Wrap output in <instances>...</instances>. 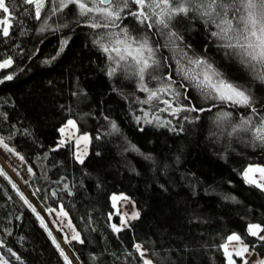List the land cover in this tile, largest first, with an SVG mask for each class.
<instances>
[{
    "label": "trees",
    "instance_id": "obj_1",
    "mask_svg": "<svg viewBox=\"0 0 264 264\" xmlns=\"http://www.w3.org/2000/svg\"><path fill=\"white\" fill-rule=\"evenodd\" d=\"M10 7L15 8L12 37L6 43L0 37V61L10 56L13 65L0 69V78L11 74L13 79L0 83V137L32 166L24 185L34 201L44 210L62 206L70 216L81 236L67 242L76 264H142L134 248L137 243L155 264L161 259L163 264H226L220 245L232 233L241 235L264 259V241L246 231L248 224L264 226V191L246 183L243 175L249 165H264V145L250 142L244 132L229 136L226 123L218 127L216 121L218 111L231 112V120L238 122L248 110L206 102L189 88L193 104L208 108L216 103L217 107L176 115L157 110L171 121L169 126L138 124L141 109L146 111L150 105L136 98L144 100L146 94L132 77L119 71L114 77L105 74L106 58L92 43V29L77 25L71 13L48 20V27L40 32L42 21L23 11L31 6L10 0ZM64 23L68 26L57 27ZM125 23L140 27L131 18ZM173 25L183 38L177 44L191 45L185 49L190 56L210 57L230 79L250 84L255 95L264 98V85L251 80L236 60L216 46L210 37L214 28L182 17ZM155 32L152 29L149 36L153 43L159 42L158 56L169 57L175 68L174 53L165 47L167 39ZM65 39L68 43L59 52ZM148 86L157 85L150 81ZM181 103L187 105L182 98ZM185 116L190 119L184 120ZM68 119L90 134L83 164L75 158L73 142L59 146V129ZM148 155L151 160L145 158ZM0 169L8 177L0 175V241L4 244L0 253L10 264H65L52 237L40 226L35 203L1 162ZM17 189L36 213L24 204ZM115 193L129 196L140 214L119 232L112 228L113 221L119 222L111 199ZM7 248L21 260L11 257Z\"/></svg>",
    "mask_w": 264,
    "mask_h": 264
},
{
    "label": "snow or ice",
    "instance_id": "obj_2",
    "mask_svg": "<svg viewBox=\"0 0 264 264\" xmlns=\"http://www.w3.org/2000/svg\"><path fill=\"white\" fill-rule=\"evenodd\" d=\"M19 3L21 6H31L24 8V13L35 20L42 21L40 32L48 27L47 21L53 17L63 19L64 16L74 13L77 25L82 24L93 30L92 43L106 58L105 74L114 77L119 71L132 77L137 82L138 90L146 94L144 100L136 98L138 103L150 106L154 102L162 103L165 107L158 111L170 112L172 115L181 111H211L212 108L217 107L216 103L211 104L208 108L193 104L188 90L194 88L206 102L215 101L248 110L247 115L241 116L238 122L231 120V112L218 111L216 114L217 126H220V122H225L227 135L238 136L240 132H244L250 135V142H259L260 145H264V98H258L250 84L243 85L230 79L215 66L210 57L206 55L190 56L185 49L190 48L191 45L181 48L177 44V41H182L183 38L174 31L173 25V21L177 17H182L199 19L204 25L211 26L214 30L210 31V37L214 38L218 48L224 50V55L236 60L251 80L264 85V0H19ZM14 10V7H10V0H0V16H3V19H0V37L4 38L3 42L5 43L12 37L10 21L13 18ZM129 18L140 27L130 28L129 24L125 23ZM60 26L67 27L68 24L64 23L57 27ZM152 29L156 30L154 34L167 39L165 47H169L174 53L171 59L175 62V68L169 63V57L158 56L159 42L153 43L149 36ZM20 35H25V32L21 31ZM67 43V39L62 41L59 52H63ZM44 63H50V61L46 60ZM12 65L13 59L10 56L0 61V69H7ZM166 68L169 69L167 72L164 71ZM12 79L13 75L6 74L0 78V83ZM150 81H155L157 86L150 88L148 86ZM163 95L170 96L171 99H163ZM181 98L187 101L186 106L181 103ZM141 111L143 115L136 117L138 124L155 122L160 127L171 124V121L161 123L160 118L155 115L148 118L149 112L143 109ZM183 119L189 120L190 118L185 116ZM191 119L195 120L199 117ZM111 128L118 131L115 122H111ZM69 130L78 131L75 120L68 119L59 132L61 134L67 132V140H71L75 132ZM140 130L143 131V128ZM170 130L175 131L176 129L171 128ZM181 130H183L182 127ZM210 134L217 135L216 132ZM89 140L90 137L87 134L78 137L76 139L77 147L81 142L86 144ZM66 142L65 139L60 140L59 146L63 147ZM0 146L9 152L15 151L5 143L2 137H0ZM131 147L138 151L134 145ZM17 155L19 154L17 153ZM86 155L87 151L85 150L82 154H75V158L80 164H83V157ZM145 158L152 159L150 155ZM20 159L23 160L24 157L20 156ZM28 171L31 172V169L29 168ZM256 173L259 174V180L254 176ZM0 175L8 178L3 169H0ZM243 175L246 183L264 191V167L250 165L244 170ZM12 187L16 189L14 183ZM17 193L24 204L36 213V208L18 189ZM111 199L113 207H115L119 200L127 201L129 198L123 195H113ZM49 211H54V209H49ZM36 214L40 226L52 237V243L59 251L65 264H72L60 244L52 236L44 219L39 213ZM60 215L67 216L63 208H61ZM139 216V212H133L130 216L126 213L127 219L122 217L121 224L126 227L129 219L135 220ZM112 228L116 232L122 230L115 224L112 225ZM246 231L249 235L264 241V235H261L264 233V227L260 224H248ZM72 239L79 240V233H74ZM226 241L220 247L227 257V264H237L233 255L241 258L242 264H249L245 256L251 253L242 236L232 233L226 237ZM80 242L83 243V241ZM230 245L232 251L229 250ZM3 247L4 244L0 241V248ZM134 248L139 254L142 264H154L152 259L146 258L147 249L142 244L137 243ZM7 252L16 260H21V257L11 248H7ZM129 254L131 255V253ZM153 255L159 256V253L153 252ZM93 259L96 258L93 257ZM0 264H10V261L0 254ZM159 264H163V259ZM252 264H264V259L254 260Z\"/></svg>",
    "mask_w": 264,
    "mask_h": 264
},
{
    "label": "rangeland",
    "instance_id": "obj_3",
    "mask_svg": "<svg viewBox=\"0 0 264 264\" xmlns=\"http://www.w3.org/2000/svg\"><path fill=\"white\" fill-rule=\"evenodd\" d=\"M0 19H3V16H0ZM10 23H11V21H10ZM162 98L163 99H171V97L167 96V95H163ZM223 105H228V104H223ZM173 106L175 107L176 105H173ZM164 107H165V105L162 104V103H157V105H152V106L148 107V109L146 110L147 112H149V117L148 118H152V116L155 115V116H158L160 118V122L161 123H163L165 121H169L167 118H164L162 115L157 114V113H160V112H157V110L161 109V108H164ZM72 120H74V119H72ZM65 124L62 127H64ZM151 124H156V123L153 122ZM76 125H77L78 131L77 130H69V131H74L75 132V135L72 137L71 140H67V135H68L67 132L65 134H61V139L60 140L65 139L67 141L65 144H67L69 142H73L74 145H75V154H82L85 150L87 151V154H88L90 140H91L90 134L89 133H82L80 131V129H79V126H78L77 122H76ZM167 126H169V125H167ZM84 134H87L90 137L89 142H87L86 144L84 142H81L79 144V147H77L76 139L78 137L84 135ZM9 147L13 148L10 145H9ZM13 149L15 150L14 152H9L6 149H4L2 146H0V162L9 171V173L16 179V181L19 183V185L25 191L26 187H25L24 184L30 178V176L32 175L33 168H32V166L29 163H27L25 161V158L23 160L20 159V156H23V155L19 151H17L15 148H13ZM17 153L19 155H17ZM86 156H84L83 159H85ZM251 166L264 167V165H260V164H252ZM29 168L31 169V172L28 171ZM254 176H255V178L257 180H259V174L258 173L254 174ZM27 194L30 197V199L35 203V206H36V208L38 210L39 215L44 219V222L48 226V229L52 232V236L55 237L57 243H59L60 246L67 252L70 260L72 261V264H76L74 262L72 256H71V251H70V249L67 246V242L72 240V236H73L74 233H79V232L77 231V229L75 228L74 224L72 223L68 213L64 210V208L62 206H60L58 208H50V209H54V211H49V209L48 210H44L34 201L33 197L29 194V192ZM113 195H116V196H121V195L127 196L125 193H115ZM127 197L129 198L127 201L119 200L116 203V206L114 207V210H115L114 215H117L119 217V222L113 221L114 215H112V217H111L112 221H113V224L117 225V227H121V229L125 228V226H123L121 224V218L124 217L125 219H127V217H125L126 213L130 216L133 212H139L135 202L129 196H127ZM61 208H63V211L67 213V216L60 215ZM130 222H131V219H129L127 221V226H129ZM262 227H264V226H262ZM261 235H264V233H261ZM79 237H80L79 240H81L80 234H79ZM229 250L230 251L233 250L231 245L229 246ZM249 251H250L251 254L250 255L246 254V256H245V258L248 259L249 264H252V261H254V260L262 259L250 247H249ZM146 258H149L147 253H146ZM233 259L236 260L237 264H242L241 258L236 257L235 255H233ZM226 264H227V257H226Z\"/></svg>",
    "mask_w": 264,
    "mask_h": 264
},
{
    "label": "water",
    "instance_id": "obj_4",
    "mask_svg": "<svg viewBox=\"0 0 264 264\" xmlns=\"http://www.w3.org/2000/svg\"><path fill=\"white\" fill-rule=\"evenodd\" d=\"M25 191H26V193H28V191L26 190V188H25Z\"/></svg>",
    "mask_w": 264,
    "mask_h": 264
}]
</instances>
